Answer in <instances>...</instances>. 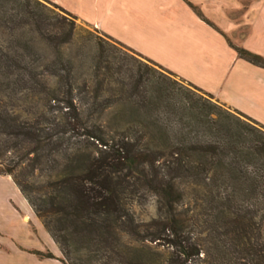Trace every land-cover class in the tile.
Masks as SVG:
<instances>
[{"label": "trees", "instance_id": "1", "mask_svg": "<svg viewBox=\"0 0 264 264\" xmlns=\"http://www.w3.org/2000/svg\"><path fill=\"white\" fill-rule=\"evenodd\" d=\"M73 18L51 0H0V173L59 260L264 264V124L100 30L78 85L61 49ZM146 192L158 210L143 220Z\"/></svg>", "mask_w": 264, "mask_h": 264}, {"label": "crops", "instance_id": "2", "mask_svg": "<svg viewBox=\"0 0 264 264\" xmlns=\"http://www.w3.org/2000/svg\"><path fill=\"white\" fill-rule=\"evenodd\" d=\"M51 1L264 124V66L235 50L264 57V0ZM0 178L14 185L0 197V264H64L31 252L60 256L10 176ZM13 226L31 238L9 234Z\"/></svg>", "mask_w": 264, "mask_h": 264}, {"label": "rangeland", "instance_id": "3", "mask_svg": "<svg viewBox=\"0 0 264 264\" xmlns=\"http://www.w3.org/2000/svg\"><path fill=\"white\" fill-rule=\"evenodd\" d=\"M64 27H66V25H64ZM98 31L99 30L96 27H94L92 24L87 23L77 17L73 18V28H72L71 40L69 42L64 43L61 47L63 54L65 56H68L69 59H72L73 64L76 67V75H77L76 83L78 85H80L81 77L84 76L83 74L90 61V56H92V54L94 53V49H95L94 35L99 34ZM88 34L89 36H91V38L86 41L84 39V35H88ZM41 53H42V56L44 55L49 56L53 54L52 50L49 48L44 49ZM51 79L52 81L54 80L53 77ZM75 96L76 97L81 96V92L76 90ZM213 98H216V97L213 96ZM224 105H228V104L224 103ZM24 106L25 105H20L15 110L23 114L25 112L23 109ZM38 177L40 178V175H38ZM12 186L14 187L12 182L6 181L5 183V180H2L0 178V197L4 196L3 193L10 192L9 189L12 188ZM189 197H192V194H189L186 192L183 195L184 202L188 200ZM142 200L143 202H141L139 205L134 207V212L137 215V217L144 220V219H148L152 215H155L157 213L158 208H157V202L155 200V195L152 192H146V195L144 198H142ZM191 201H192L191 199L190 201L188 200V203H187L188 205L185 203H183L182 205H179L178 210L181 211L183 209H186L188 210L186 216H190L192 211L189 210L188 207L189 208L192 207ZM197 210L199 213V207ZM0 218H4V217L1 215ZM8 218L10 219L11 217H8ZM35 218L37 217L35 216ZM37 220L39 219L37 218ZM2 222H8V220L6 219ZM191 229L192 231H194V234H196L197 240L199 241V223L191 227ZM9 231H10L9 234H12V235L17 232L19 239L24 240V241H27L28 239L31 238V236L27 232H25L24 229H21L20 227L16 228L13 226L12 228H10ZM32 250H38V249H32ZM45 250H48V249L46 248ZM45 250H40V251H45ZM52 257H56L59 259V257L57 256H52Z\"/></svg>", "mask_w": 264, "mask_h": 264}]
</instances>
